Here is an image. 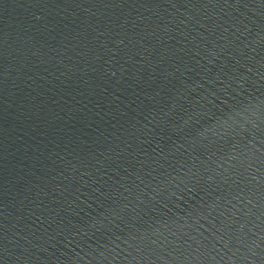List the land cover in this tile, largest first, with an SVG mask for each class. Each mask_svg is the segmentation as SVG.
Wrapping results in <instances>:
<instances>
[{"label": "water", "instance_id": "water-1", "mask_svg": "<svg viewBox=\"0 0 264 264\" xmlns=\"http://www.w3.org/2000/svg\"><path fill=\"white\" fill-rule=\"evenodd\" d=\"M247 0H0V264H182Z\"/></svg>", "mask_w": 264, "mask_h": 264}]
</instances>
